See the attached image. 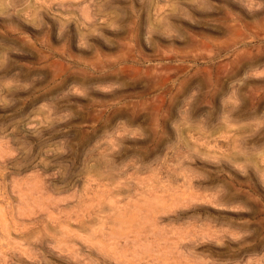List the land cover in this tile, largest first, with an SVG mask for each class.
<instances>
[{"label": "rangeland", "instance_id": "1", "mask_svg": "<svg viewBox=\"0 0 264 264\" xmlns=\"http://www.w3.org/2000/svg\"><path fill=\"white\" fill-rule=\"evenodd\" d=\"M0 264H264V0H0Z\"/></svg>", "mask_w": 264, "mask_h": 264}]
</instances>
